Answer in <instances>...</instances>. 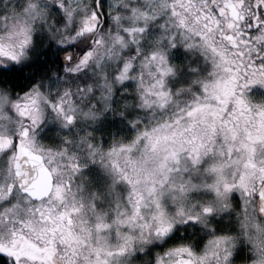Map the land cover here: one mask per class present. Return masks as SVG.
<instances>
[{
    "label": "clouds",
    "instance_id": "obj_1",
    "mask_svg": "<svg viewBox=\"0 0 264 264\" xmlns=\"http://www.w3.org/2000/svg\"><path fill=\"white\" fill-rule=\"evenodd\" d=\"M229 3L243 19L225 0H0V241L20 218L38 226L37 207L95 201L126 221L104 232L130 237L125 264H264V158L182 162L166 175L150 147L212 72L213 45L239 64L222 32L259 43L264 3ZM218 7L219 24L206 22ZM257 12L261 23L249 19ZM239 66L237 92L264 102V75ZM124 172L131 185L116 179ZM49 175L62 202L25 190ZM0 264L15 258L0 250Z\"/></svg>",
    "mask_w": 264,
    "mask_h": 264
},
{
    "label": "snow or ice",
    "instance_id": "obj_2",
    "mask_svg": "<svg viewBox=\"0 0 264 264\" xmlns=\"http://www.w3.org/2000/svg\"><path fill=\"white\" fill-rule=\"evenodd\" d=\"M225 3L234 18H244L229 0H225ZM216 12L224 15L225 8L218 7L204 13L206 22L211 21ZM259 16L257 12L256 16L249 19L261 23ZM215 22L219 24L218 17H215ZM228 24L230 28L237 27L234 21ZM222 36L230 42V47L240 58L239 64L213 45V52L220 59L213 60L212 72L200 79L195 88L190 90V95L177 99L175 114L170 120L162 122L166 128L170 124L175 126L162 137L156 136L151 141V151L159 153L158 167L162 171L166 169V175L179 171L182 162L193 165L203 163L214 168L221 163L219 157H225L224 162L242 157L245 153L250 158L257 155L264 158V102L254 103L242 94V89L240 93L237 92L240 64L244 65V73L259 72L264 75V32L255 37L259 43L251 38L243 39L242 32L239 41L236 34L230 32H222ZM241 44L249 45V63H245V51L240 47ZM253 49L259 53L258 64L252 56ZM221 62L226 63L221 65ZM221 66L228 73L223 79L216 75V69ZM121 147L127 145L122 144ZM245 162L252 163L253 159ZM116 179H122L129 185L133 183L127 172ZM261 182L264 183V180ZM225 187L231 185L226 183ZM59 189L60 186H56L53 191L52 177L49 175L38 187L25 190L33 197L52 194L62 202L64 197ZM260 195L264 196V191ZM134 211H139L138 205ZM33 215L39 216L38 226L20 218L11 225L10 243L0 241V250L14 256L15 264H125L124 258L132 254L126 242L130 237L127 233H121L119 227L112 232V236L105 238V230L112 231L110 220L119 221L120 224L126 221L112 216L98 202L86 205L73 200L67 205L61 203L51 207L45 204L37 207ZM18 224L23 226L19 231ZM113 238L115 242L110 243Z\"/></svg>",
    "mask_w": 264,
    "mask_h": 264
}]
</instances>
